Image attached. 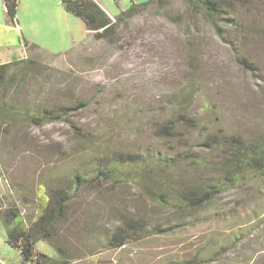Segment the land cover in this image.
Listing matches in <instances>:
<instances>
[{"label":"rangeland","instance_id":"1","mask_svg":"<svg viewBox=\"0 0 264 264\" xmlns=\"http://www.w3.org/2000/svg\"><path fill=\"white\" fill-rule=\"evenodd\" d=\"M95 1L114 18L130 1L145 0ZM232 4L233 11L217 22L218 33L184 0H157L108 42L85 32L61 0H18L16 25L6 23L0 0V64L27 57L44 60L58 84L71 85L68 91L60 88L58 95L66 96L59 99L68 105L79 99L85 105L65 121L40 127L0 124L1 205L15 202L23 215L34 216L44 183L70 182L73 173L90 176L93 160L107 159L114 150L175 147L152 132L156 121L178 111L197 119L207 132L221 129L253 139L264 134V0ZM23 39L50 53L74 50L52 61L26 49ZM35 92L28 87L23 96L30 101ZM54 94L38 91L34 98L48 101ZM188 134L193 146L200 142L197 131L189 129ZM174 172L181 179L191 174L185 168ZM107 186L80 188L71 202L72 216L59 230L81 255L70 264H177L193 257L187 264H264V178L220 194L182 220L146 202L130 183L103 194ZM124 209L143 211L153 224L169 220L173 231L119 250H103L95 239L78 235L84 219L110 225ZM36 246L55 255L43 241ZM0 257L20 263L1 225Z\"/></svg>","mask_w":264,"mask_h":264},{"label":"trees","instance_id":"2","mask_svg":"<svg viewBox=\"0 0 264 264\" xmlns=\"http://www.w3.org/2000/svg\"><path fill=\"white\" fill-rule=\"evenodd\" d=\"M1 1L6 23L16 25L18 0ZM156 1H130V5L120 10L114 18L95 0H61V4L66 12L80 20L84 31L95 40L114 42L121 26ZM184 1L191 12L204 17L218 33L221 30L217 22L223 19L221 16L233 11L232 0ZM23 45L28 50L47 55L52 61L69 56L74 50L72 47L64 53H50L25 39ZM242 61L251 67L248 62ZM69 85L62 87V84H58L53 79L51 66L36 57L0 64V124L12 126L23 122L40 127L54 121H65V116L70 112L85 106L79 99L70 105L59 99L66 96L58 95L62 92L60 88L68 91ZM28 87L36 90L34 96H38V91L55 94L52 98L48 97V101L37 102L34 96L27 101L23 92ZM44 96L48 95L44 93ZM189 129L197 131L200 136V142L194 146L188 134ZM152 133L157 140L176 146H166V149L162 144L158 147L145 146L137 152L114 150L107 159L93 160L90 176L85 172L73 173L70 182L58 181L51 186L44 183L39 186L34 201V216L23 215L20 205L15 202L7 201L2 206L0 200V225L5 232L7 245L19 252L20 263L70 264L81 258L59 232L60 227L72 216L71 202L80 188L100 189L108 184L102 191L103 194H111L114 186L130 183L146 202L155 208L168 210L170 215L182 220L185 216H195L196 212L211 204L220 194L264 178V134L253 139L221 129L207 132L197 119L179 111L156 121ZM196 146L202 148L200 152L192 151ZM181 168L190 170L191 174L181 179L182 175L174 172ZM152 220V217L138 209H124L115 214V221L110 225H103L91 218L84 219L78 235L82 233L86 239H95L103 250H119L129 244H139L152 236L173 231V225H167L169 220H159L155 224ZM181 224L184 225V221ZM40 241L49 245L55 255L48 256L38 251L36 244ZM92 245L93 242H90ZM190 260L195 261V257ZM191 261L182 260L177 264Z\"/></svg>","mask_w":264,"mask_h":264},{"label":"crops","instance_id":"3","mask_svg":"<svg viewBox=\"0 0 264 264\" xmlns=\"http://www.w3.org/2000/svg\"><path fill=\"white\" fill-rule=\"evenodd\" d=\"M0 264H14V263L13 262H8V261L4 260V258L0 257ZM17 264H21V263H17Z\"/></svg>","mask_w":264,"mask_h":264}]
</instances>
